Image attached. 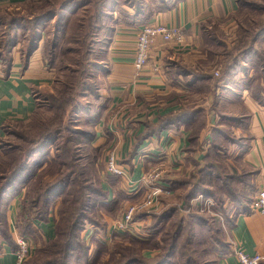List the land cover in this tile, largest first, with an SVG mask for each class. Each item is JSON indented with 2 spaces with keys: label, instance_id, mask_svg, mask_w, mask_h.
I'll list each match as a JSON object with an SVG mask.
<instances>
[{
  "label": "crops",
  "instance_id": "crops-1",
  "mask_svg": "<svg viewBox=\"0 0 264 264\" xmlns=\"http://www.w3.org/2000/svg\"><path fill=\"white\" fill-rule=\"evenodd\" d=\"M29 1L0 0V10L19 9ZM145 1L139 10L124 8V16L116 22L105 44L106 62L97 95L101 105L98 112L89 111L96 114L90 146L104 152V171L98 177L107 192V201L115 199L113 186L117 190L125 188L129 200L146 192L142 178L154 169H162L159 183L170 194L160 196L157 212L161 214L167 207L182 203L175 185L198 179V171L206 168V159L215 146L220 126L212 98L203 92L205 84L213 80L204 78L212 75V69L206 65L201 34L205 25L214 21L230 22L239 5L237 0ZM146 24L183 27L185 45L179 47L157 38L149 63L137 69V37ZM5 39L0 35V160L6 128L28 122L38 110L40 95L51 91L56 80V70L47 64L41 44L27 57L19 42L7 43ZM239 101L247 110L233 114L236 120L246 123L248 146L242 163L252 174L254 193L247 201L233 204L228 247L219 255L217 264H238V249L264 257V215L251 208L254 198L264 191V105L247 92L240 95ZM108 153L115 155L123 176L107 171ZM26 188L9 192L2 201L8 239L0 238V264H16L13 247L25 226L19 215ZM131 204L134 202L120 204L119 208L124 206L125 210L117 224L124 220ZM156 214L143 213L138 222L134 220L138 237L150 236L149 222ZM146 224L141 233L139 225ZM28 226L31 235L45 242L51 240L56 230L55 211L49 210L44 219L33 218ZM115 230L123 235L128 232L117 227Z\"/></svg>",
  "mask_w": 264,
  "mask_h": 264
},
{
  "label": "rangeland",
  "instance_id": "rangeland-1",
  "mask_svg": "<svg viewBox=\"0 0 264 264\" xmlns=\"http://www.w3.org/2000/svg\"><path fill=\"white\" fill-rule=\"evenodd\" d=\"M97 1L74 0L75 5H84L80 10H72L67 14L71 17L72 13L77 12L75 16L79 20V25L82 26V29L78 30L77 26L74 25L72 30L74 39H77L76 35L84 34L89 23L93 22L91 15ZM65 2L66 0H34L21 5L19 9L0 10L2 20H0V35L4 37L8 33L9 35L12 34L13 37L17 35L14 37L15 41L19 42L24 51H27L28 47L35 46V44H30L31 34H41L44 39L39 42V45L41 44L44 48L45 43L46 48L49 43L51 44L56 34L58 18L46 22L37 28L39 29L37 31L28 22L19 21L16 25L6 24V22L13 18L26 17V19H30L50 9L51 4H55L59 9ZM145 2V0H112L113 5L105 9L107 14L103 20L105 29L100 38L94 37L100 29L90 31L91 36L83 39L80 44L67 45L64 38H59L60 46L55 57V67L61 71L58 70L57 72L56 70V79L58 77L62 82H72L71 84L77 87L73 92V98L74 102L81 103L79 104L80 107L89 108L95 112L99 111L101 101H98L97 95H99V77L105 68L106 54L104 49L107 39L110 37L116 22L124 16V8L131 7L136 10ZM238 4L239 9L230 22L214 21L205 25L201 34L203 51L207 55L206 65L211 67L215 79L211 83L205 84L203 92L211 96V103L220 126L219 133L215 134L217 151L213 150L209 158L212 168H209L208 171L213 175H206V185H204V189L212 191L214 196L209 197L200 194L189 201L187 216L185 213L178 212L173 218L174 222H180L181 219H184L185 225L187 223L191 226L188 232L193 233L195 249H198V255L202 257L205 264H217L219 255L227 250V230L233 204L247 201L254 193L252 174H248L247 166L242 163L248 146L246 123L244 120H242L243 122L236 120L237 118L233 113L238 111L243 114L247 110L239 101L243 92H247L259 105L260 103L264 104V0H238ZM24 27L28 30L25 31ZM69 27L71 31V23ZM64 31H69L68 26ZM50 44L46 50H48L49 59H53ZM66 48L70 49V52H65ZM76 70L78 71L75 72ZM216 86H218L217 89ZM56 89L53 88L51 91L41 94L39 108L28 122L16 123L6 128L7 135L3 140L2 149L3 168L4 166L8 167L13 162L20 163L25 152L34 146L31 144L32 141L38 140L46 131V127L61 126L70 131L84 129L91 131L92 125H89L88 115L85 112L74 114L71 113L73 108L69 107L66 113L64 108L61 110L51 107L52 102L47 100L48 96L54 93L57 98L61 97ZM83 96L86 97L83 98ZM97 103L98 108L96 107ZM95 112L90 114V119H95ZM71 139L77 141L78 139L82 140L83 137L79 138L67 130L63 131L54 144L46 150L44 147L38 148L37 152L28 160L29 163L38 161L40 167L38 172L35 171L34 175L27 178L28 181L25 184L27 186L25 202L23 203L25 214L30 215L31 218L44 219L47 212L52 209L55 211L56 224L59 228L65 226L70 216L69 213L74 209L71 202L80 199L82 195L85 197L86 192L81 190L78 192V189L82 187L83 177L92 180L91 183L85 184L88 187L85 190L92 194L91 199L95 200L96 197L99 199L98 175L99 172L104 171V152L94 151L90 144L86 143L77 146L75 142H71ZM72 171H75L73 183L66 188L64 193L54 197L46 208L43 207L42 200L37 201L40 204L34 205L33 201L38 199L37 188L45 187L48 182L51 184L66 177ZM210 182L218 185L227 184L225 187L227 194H220L221 192L217 187L208 184ZM105 186L108 189L111 187L108 183ZM113 189L115 199H119L120 204L136 203L146 194L145 191L139 192L137 196L129 200L126 199L127 191L125 188L119 187L117 190L113 186ZM104 191L106 192V190ZM187 191L180 190L176 194L180 193L184 196ZM137 197L142 198L138 200ZM173 201L175 202L174 199ZM208 201L211 205H208ZM120 204L114 205L112 211L103 209L100 205L95 211L87 213V218L96 223L97 226L86 222L85 226L82 227L83 229L79 233V246L74 245L72 264H123L127 259L143 260L141 255L146 251L143 249L152 246L153 239L149 243L136 240L134 236L138 233L135 230L126 229L128 232L124 235L119 232L116 233L115 227L119 221V215H122L125 210L124 206L119 208ZM169 208L167 207L166 210L168 211ZM19 217L22 221V217ZM192 217L194 218L192 219ZM137 219L138 217L134 219L135 222ZM154 221V217H152L149 226L152 227ZM169 223L171 225L172 221ZM147 225L145 227L139 225V230H142H140L141 233L147 228ZM134 226L138 229V225L135 224ZM163 227L164 225H161L156 233ZM0 232H2L1 234L5 233L2 215L0 216ZM1 234L0 236L4 237ZM27 236L33 248L32 258L30 257L25 264H48L53 259L61 258V247L53 250L51 242H45L36 234L31 235L29 233ZM158 237L160 238V235ZM202 249L206 251L204 254H200ZM41 251L44 252L43 255ZM35 253L37 254L33 257ZM37 260L39 261L36 262ZM171 261L174 263V260Z\"/></svg>",
  "mask_w": 264,
  "mask_h": 264
},
{
  "label": "trees",
  "instance_id": "trees-1",
  "mask_svg": "<svg viewBox=\"0 0 264 264\" xmlns=\"http://www.w3.org/2000/svg\"><path fill=\"white\" fill-rule=\"evenodd\" d=\"M34 0H31L29 2H33ZM65 1V0H64ZM238 1V0H237ZM27 2V3H29ZM90 2H92V0H90ZM26 4V3H25ZM113 5L112 0H98L97 2H95V6H94V11L93 14L91 15V17L93 18V22L89 23L88 25V29L84 34L81 35H76L77 39H74L73 35H72V30L74 25L77 26V29H82L81 25H79L78 23V18L75 16V14L77 12L72 13V16L70 17V15H67L68 13H70V11L74 10V11H78L80 10V8H82L84 5H75L74 4V0H66L65 3H63V6L60 7L59 9H57L55 4H51L50 5V9H48L47 11H44L43 13H41L40 15L34 16L30 19H26V17H21L19 19L13 18L11 20H8L6 22V24H11V25H16L17 23H19V21L21 22H28L30 23L33 27L34 30L37 31L39 29L40 26H42L43 24H45L48 21H51L53 19H57V31L55 36L52 39V42L50 44V52L52 54L53 59H49L48 56V50H46V48L49 46V44L46 46L45 48V43H44V48H43V56L47 62V64L52 67L54 70L56 69V65H55V57L57 55V50L60 46L59 44V38H64L65 40V44H80V42L83 39H86L87 37L91 36V32L92 30H98L100 29L99 33L95 34L94 37L96 38H100L101 33L104 31L105 29V23L103 22L104 18H106L107 14L105 12V9L110 8ZM239 5V4H238ZM142 6V5H141ZM140 6V7H141ZM239 9V8H238ZM136 10H139V8H136ZM238 11V10H237ZM1 20V17H0ZM2 21V20H1ZM72 21V22H71ZM71 23V31H70V25ZM68 26V29L70 31V35L68 37L69 31H64ZM24 30H28L27 28L24 27ZM17 35H14V37H16ZM6 37V41L8 42H12L15 41V38L12 36V34L9 35V33L5 36ZM44 39L43 35L39 34L37 35V33H32L30 36V44L35 46L32 47H28L27 50V57H29L33 50L36 49L39 46V42ZM65 46V45H64ZM62 48H64L61 45ZM70 49L66 48L65 52H70ZM77 52V51H76ZM48 56V57H47ZM211 68V67H210ZM59 72L61 71V69H59ZM57 70V72H58ZM78 70H76L75 72H77ZM205 80H208L210 78H212V80L214 81V77L213 75H204ZM72 82H62L60 80V78L55 80V84L53 88H57L56 91L59 95H61V97L57 98L55 96L54 93H51L48 96V99L51 103V107L53 108H58V109H63L64 108V112L66 111L67 113V108H73L71 113L76 114L77 112H85L88 116H87V120L89 122V125H92V128L94 126V123L96 121L95 119H90V114L91 110H89V108H83L82 106L80 107L79 104H81L80 102L76 103L74 102V98H73V92L75 91V89L77 88L76 86H73L71 84ZM209 84V83H208ZM64 85V88H63ZM218 86H216L217 89ZM43 94V93H42ZM41 96V95H40ZM86 96H83V98ZM39 104H40V97H39ZM58 104V105H56ZM260 105H264L262 103H260ZM58 106V107H56ZM39 108V107H38ZM69 131L72 134H75L77 136H79V138L83 137V139H78L77 141H74L71 139V142H75V144L78 145H82L83 143L85 144H90L91 140L93 138V134L91 131L89 130H74V131H70L66 128H63L61 126H55L54 128L52 127H46V131L44 133H42L41 137L36 140V141H32L31 144H33L34 146L29 148L26 152L25 155L22 157V160L20 163H16L13 162V164L8 165V167L3 168L2 166V162L4 161L3 159V154L0 160V216L2 215L3 219H4V224H5V233L1 234L2 232H0L1 235H4V237L0 236V238H4V239H8V234H7V225H6V218L4 215V206H3V200L4 198L9 195V192H14L16 193L21 187H25L27 181H28V177L31 175L35 174V171L38 172L37 170L39 169L40 165L38 163V161H34L32 163H29L28 160L33 156V154H35L38 150V148H43L46 150L49 146H51L52 144H54L56 142V140L60 137V134L63 131ZM216 133H219L216 132ZM85 140V141H83ZM75 145V146H76ZM217 145L215 142V146L213 147V149L209 152V157H207L206 159V168L202 171H198V179H196L195 181H191L189 180L186 183H181V184H176V190H178L177 192H179L180 190H188L184 196L182 194H178V197L180 198V201L182 202L181 204H177L174 207H170L168 211H166V213H162V214H158V215H154V224L153 226H149L148 229L150 231H152L150 233V236L147 237L146 239H142L143 237H138L137 235L134 236V238L136 240L139 241H145V242H150L153 239V244L152 246L148 247L147 249H143L146 250L145 252L149 251V255L148 254H144L142 253V257L143 260H138V259H127L123 264H205L202 260V257L198 255V249H195L196 245H195V241L193 238V233H189L188 229L191 228V226L187 223L185 225V221L184 219H181L180 222H174L173 218L175 216V214H177L178 212H182L185 213L186 216L189 212H187V206L190 204V200L194 199L195 197L199 196L200 194H204L207 196H214L213 192L208 190V189H204V185H206L205 183V177L208 174V176H212V173H209L208 169L212 168V165H210L209 163V159L210 156L212 155V151H217ZM2 149H3V144H2ZM17 150V149H16ZM26 158V159H25ZM38 163V164H37ZM39 165V166H38ZM38 166V167H37ZM37 167V168H36ZM3 168V169H2ZM36 168V169H35ZM32 173V174H31ZM81 176H84L83 174H80ZM75 177V171H72L70 173H68V175L66 177L60 178L56 181H54L53 183L45 185V187H39L36 189V194L38 196V199L34 202V205L36 204H40L37 201H41L42 200V204L43 207L46 208L48 207L47 204L51 203V201H53V198L64 193L66 188L69 187L72 183H73V178ZM232 178V177H229ZM220 180V179H219ZM92 180L91 178L88 177H83L81 183H82V187L79 190L86 192L85 193V197L84 195H82V197L78 200H74L72 201V206H73V211L69 213V217L68 220L66 221V224L64 227H57L56 224V230H55V234L54 237L49 240V242H51V247L54 250V248H59L61 247V251L60 254L61 258L60 259H53L50 263L48 264H59V263H63V264H72V260L74 259L73 256V252H74V245H78L79 246V242H80V238H79V233L81 232V230L83 229L82 227L85 226L86 222H88L90 225H96V223H93L92 221H90V219L87 218V213H90L92 211H95L97 208H99V206L101 205L103 207V209L106 210H113L114 205L118 206L120 204V200L119 199H112V200H108L107 201V192L104 191L102 185L99 183V180L97 181V183L100 184V188L101 191L98 190V196L99 199L96 197L95 200H92V194L91 192H87L85 189H87L88 187H86L85 184H89L91 183ZM84 183V185H83ZM160 184V183H159ZM211 184L215 187L218 188V190L221 192L220 194H227L226 192V186L227 184L222 183L221 185L217 184V183H208ZM181 195V197H180ZM229 195V194H228ZM230 196V195H229ZM182 198V199H181ZM24 200V199H23ZM118 200V201H117ZM27 202L29 200H26ZM25 202L22 201V205H21V210H20V215L24 221V225L23 226V230H22V235L27 236L29 235L30 231H29V226L28 224L34 219H39L38 217H33L31 218L30 215L25 214V207L23 205V203ZM66 202V201H65ZM235 202V201H234ZM25 214V215H24ZM139 215L141 214H137L135 216V218H137ZM184 216V215H183ZM134 218V219H135ZM194 217H192L193 219ZM171 225L169 222H171ZM161 225H164L162 230H159L156 233V230L159 229V227ZM158 235H160V238L158 237ZM207 244V243H206ZM1 249V248H0ZM17 249V245L15 244L13 247V251L15 252ZM206 251L205 249H202L200 254H204ZM44 252L41 251V254L43 255ZM37 253L33 254L36 255ZM32 258V257H31ZM174 260V263L173 261ZM202 260V261H201ZM39 260H37L36 262H38ZM26 262H24L25 264ZM263 263V262H262ZM261 263V264H262ZM208 264V263H206Z\"/></svg>",
  "mask_w": 264,
  "mask_h": 264
},
{
  "label": "built area",
  "instance_id": "built-area-1",
  "mask_svg": "<svg viewBox=\"0 0 264 264\" xmlns=\"http://www.w3.org/2000/svg\"><path fill=\"white\" fill-rule=\"evenodd\" d=\"M157 38L181 47L185 45L186 32L181 26H166L163 24L144 25L138 33L136 43L135 66L137 69H142L149 63L151 49ZM107 171L117 176H123L125 174L124 170L118 167L116 157L113 153L107 157ZM162 172L160 168L154 169L142 178L141 185L145 187L146 194L140 201L128 207L124 214V220L116 226L118 230L128 229L137 231L134 226L135 215L143 213L153 214L159 210L160 196L170 194L169 190L164 189L159 184ZM208 205H211V203ZM251 208L264 215V191L259 192L254 198L251 203ZM16 245V264H24L32 255L33 247L30 239L28 236L20 235L17 238ZM235 255L238 264H261L264 261L263 256H251L240 249L236 250Z\"/></svg>",
  "mask_w": 264,
  "mask_h": 264
}]
</instances>
